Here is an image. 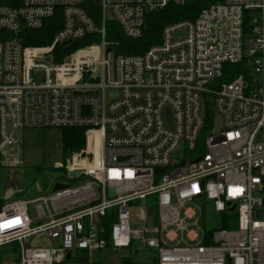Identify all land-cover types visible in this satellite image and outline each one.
I'll list each match as a JSON object with an SVG mask.
<instances>
[{
	"label": "built area",
	"instance_id": "obj_1",
	"mask_svg": "<svg viewBox=\"0 0 264 264\" xmlns=\"http://www.w3.org/2000/svg\"><path fill=\"white\" fill-rule=\"evenodd\" d=\"M186 1L0 4V166L21 163L18 131L85 128V147L66 166L80 185L0 209V264H63L76 250L117 256L136 244L156 264H264V0H222L166 26L143 54H117L107 40L110 22L137 40L150 13ZM55 19L49 45H26L24 32ZM238 64L239 74L226 68ZM194 202L236 213L237 227L211 232L210 244L204 233L194 245L190 233L193 244L171 245L178 236L165 232L186 229L179 210Z\"/></svg>",
	"mask_w": 264,
	"mask_h": 264
},
{
	"label": "rangeland",
	"instance_id": "obj_2",
	"mask_svg": "<svg viewBox=\"0 0 264 264\" xmlns=\"http://www.w3.org/2000/svg\"><path fill=\"white\" fill-rule=\"evenodd\" d=\"M208 111L210 110L208 109ZM208 114L210 115V112ZM63 130L64 128L23 130L21 163L15 166H0V201L4 205L19 199L33 200L39 196H51L56 183L73 186L80 185V180L69 178L66 166L68 161H72L83 149L75 153H69L64 147ZM208 134H210V131H207L206 135ZM262 135L259 136V139H261ZM202 137H204V134ZM184 156L187 159L192 158V154L187 147H185ZM56 164H61L62 167L58 168ZM148 203L152 204L153 200L149 199ZM140 204V202H136L132 206H139ZM200 205L205 207L204 215ZM29 211L30 215L35 217L36 213L33 204L29 205ZM179 212L180 217L186 224V229L178 231L176 228H170L165 232L166 234L174 232L178 236L176 242L171 245L180 243L193 244L188 239L190 233H195L198 236L194 245L200 244L204 233L214 232L223 228L225 224L228 226L225 229L232 230L237 227L236 213H218L210 204L189 203L181 207ZM189 212H193L191 218L187 217ZM155 219L157 220V218ZM55 244L56 242L48 239H33L31 246H55ZM121 256L131 258L133 264H156L152 252L138 244L130 252L117 256L110 250L99 251L92 256L76 250L73 253L72 260L63 264H91V262L96 264H122L124 258Z\"/></svg>",
	"mask_w": 264,
	"mask_h": 264
},
{
	"label": "trees",
	"instance_id": "obj_3",
	"mask_svg": "<svg viewBox=\"0 0 264 264\" xmlns=\"http://www.w3.org/2000/svg\"><path fill=\"white\" fill-rule=\"evenodd\" d=\"M222 0H190L186 1L183 5H178L175 3L169 4L163 10L150 13L147 16L146 27L143 32V36L140 39L132 40L123 35L121 29L117 26L116 23H109V31L107 40L110 47L117 54L122 55H136L143 54L148 49L153 46H156L162 41L163 29L170 25L184 21H195L199 14L206 8L221 2ZM0 4L8 6H19L21 0H0ZM93 9L89 10V13L96 21L99 20V9L98 5L93 2ZM250 23L247 20L245 26V32H249ZM61 29V22L55 20H49L45 23L43 29L39 31H26L23 34V37L26 38V45L30 46H45L49 45L52 41L53 36L57 31ZM88 43V40L81 42H76L73 46L77 47L79 45L84 46ZM226 68L232 69V71L239 74L243 72V64L238 65H227ZM232 78L224 77V80L229 81ZM208 109H207V117ZM209 118V117H208ZM63 143L65 149L69 153H75L82 150L85 147V128L82 127H69L64 128ZM4 206V203L0 201V209ZM228 227L226 224L223 225V228ZM210 234H207L206 244H210ZM154 255L155 260H157V255ZM122 264H133L131 258H124Z\"/></svg>",
	"mask_w": 264,
	"mask_h": 264
},
{
	"label": "water",
	"instance_id": "obj_4",
	"mask_svg": "<svg viewBox=\"0 0 264 264\" xmlns=\"http://www.w3.org/2000/svg\"><path fill=\"white\" fill-rule=\"evenodd\" d=\"M98 1L99 0H96V2H98ZM109 19L112 20V16L110 14H109ZM203 114H204V110H203ZM219 128H220V123H219V119H217L216 129H219ZM16 135H17L18 139L21 141L22 140V131H18ZM79 173H80V171L79 170H76V171L70 172V176H76ZM66 187H67V185H65V184L56 183L55 186H54V188H53V190H52V192L55 193L56 191L62 190L64 188H66ZM176 201H177L176 198H174L173 202L176 203ZM235 210H236V206H233L230 209V212H234ZM154 211H155V208H151L150 213L153 214ZM258 216L259 217H262V211H260L258 213ZM71 260H72V253H69L67 255L66 261H71Z\"/></svg>",
	"mask_w": 264,
	"mask_h": 264
},
{
	"label": "crops",
	"instance_id": "obj_5",
	"mask_svg": "<svg viewBox=\"0 0 264 264\" xmlns=\"http://www.w3.org/2000/svg\"><path fill=\"white\" fill-rule=\"evenodd\" d=\"M111 252H113V251H111ZM113 254L116 256V253L113 252Z\"/></svg>",
	"mask_w": 264,
	"mask_h": 264
}]
</instances>
